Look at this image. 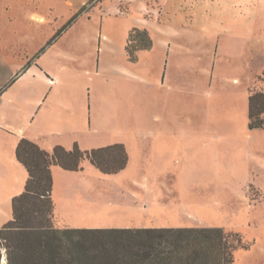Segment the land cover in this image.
I'll return each mask as SVG.
<instances>
[{
  "label": "rangeland",
  "instance_id": "rangeland-1",
  "mask_svg": "<svg viewBox=\"0 0 264 264\" xmlns=\"http://www.w3.org/2000/svg\"><path fill=\"white\" fill-rule=\"evenodd\" d=\"M133 1L0 0V44L28 36L30 60L66 54L63 95L78 105L71 94L86 91L87 123L62 145L121 143L129 153L118 174L89 160L78 172L54 168L56 224L223 228L232 247L249 245L235 248L231 264H264V128L250 130L248 119L249 96L264 93V0H161L147 27ZM134 28L155 44L136 64L126 53ZM153 132L167 136L152 140Z\"/></svg>",
  "mask_w": 264,
  "mask_h": 264
},
{
  "label": "trees",
  "instance_id": "trees-1",
  "mask_svg": "<svg viewBox=\"0 0 264 264\" xmlns=\"http://www.w3.org/2000/svg\"><path fill=\"white\" fill-rule=\"evenodd\" d=\"M152 47L148 30L129 33L130 61ZM248 109L249 129H263V92L249 96ZM16 156L29 178L24 191L12 199L13 218L0 228V263L5 250L7 264H231L237 246L249 248L241 241L232 247L223 228H59L52 167L78 172L89 160L103 174H118L128 166L125 145L84 151L76 143L72 150L57 146L50 153L23 139Z\"/></svg>",
  "mask_w": 264,
  "mask_h": 264
},
{
  "label": "crops",
  "instance_id": "crops-1",
  "mask_svg": "<svg viewBox=\"0 0 264 264\" xmlns=\"http://www.w3.org/2000/svg\"><path fill=\"white\" fill-rule=\"evenodd\" d=\"M146 1H133L139 5L145 27L153 21L152 18H146L145 14H149L151 11L157 16V12L162 6L161 0H150L159 7L149 8ZM182 2L186 1L182 0ZM28 19L37 26L45 23L44 18L38 14H31ZM28 40L30 39L27 36L23 39H15L13 44H0V73L6 75V79L0 82V87L3 86V83L13 79L10 82L12 85L0 95V228L13 218L12 199L24 191L29 178L26 168L16 156L20 141L29 140L51 153L57 146L64 147L61 141L75 139L79 121L87 123L84 118L86 110L83 107V96L86 91L82 90L71 94L75 99L78 96L79 103L77 105L67 97L68 95H63L65 88L62 89L59 83L64 74L60 60L65 58L66 54L59 51L53 53L49 58V50L40 55L38 59L30 60L31 56L36 55L34 53L37 50L29 52ZM154 45L153 40L151 50L139 51L137 61L132 62L129 59V62L138 63L140 54L153 51ZM217 53V49H215V54ZM72 100L74 101V98ZM76 111L77 113L82 111V116L79 117ZM150 136L152 140H155L158 137L165 138L167 134L153 132ZM151 146L150 144V148ZM56 167L58 166L52 167L53 178Z\"/></svg>",
  "mask_w": 264,
  "mask_h": 264
}]
</instances>
